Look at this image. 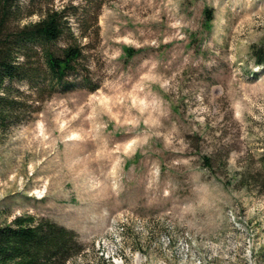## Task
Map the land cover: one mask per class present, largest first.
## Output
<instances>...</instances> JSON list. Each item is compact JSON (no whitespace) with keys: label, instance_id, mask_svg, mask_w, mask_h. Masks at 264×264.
Returning <instances> with one entry per match:
<instances>
[{"label":"rangeland","instance_id":"rangeland-1","mask_svg":"<svg viewBox=\"0 0 264 264\" xmlns=\"http://www.w3.org/2000/svg\"><path fill=\"white\" fill-rule=\"evenodd\" d=\"M70 5L97 36L69 80L97 88L11 82L0 226L73 231L65 264H264V0H18L11 24Z\"/></svg>","mask_w":264,"mask_h":264},{"label":"trees","instance_id":"trees-1","mask_svg":"<svg viewBox=\"0 0 264 264\" xmlns=\"http://www.w3.org/2000/svg\"><path fill=\"white\" fill-rule=\"evenodd\" d=\"M17 2L0 0V131L17 122L13 114H25L32 103L26 106L22 92L11 90L12 81L26 82L30 93L39 88L38 76L53 91L97 88L87 85L86 75L69 80L83 58L79 40L97 36V12L72 5L48 8L36 20L12 26L19 19ZM260 165L264 170V154ZM80 251L73 231L45 218L17 216L0 226V264H65Z\"/></svg>","mask_w":264,"mask_h":264}]
</instances>
